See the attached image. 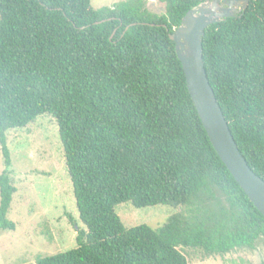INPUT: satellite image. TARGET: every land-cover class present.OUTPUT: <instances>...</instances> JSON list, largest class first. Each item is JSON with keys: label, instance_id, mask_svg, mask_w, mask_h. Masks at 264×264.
I'll list each match as a JSON object with an SVG mask.
<instances>
[{"label": "trees", "instance_id": "obj_1", "mask_svg": "<svg viewBox=\"0 0 264 264\" xmlns=\"http://www.w3.org/2000/svg\"><path fill=\"white\" fill-rule=\"evenodd\" d=\"M0 0V230L16 191L6 132L51 115L83 228L27 264H188L264 243V216L214 150L168 34L204 0ZM208 81L239 151L264 180V0L208 26ZM182 210L125 227L119 203ZM73 221L71 216H68Z\"/></svg>", "mask_w": 264, "mask_h": 264}, {"label": "rangeland", "instance_id": "obj_2", "mask_svg": "<svg viewBox=\"0 0 264 264\" xmlns=\"http://www.w3.org/2000/svg\"><path fill=\"white\" fill-rule=\"evenodd\" d=\"M125 0H90L93 8L112 6ZM152 13H164L159 0H146ZM11 158V181L16 191L7 213L12 230H0V264H27L76 246L77 230L84 226L78 217L72 186L67 174L58 128L51 115L38 116L21 129L6 132ZM3 158L0 152V172ZM181 207L152 205L141 208L119 203L115 212L129 228L147 224L157 228ZM71 216L73 221L68 219ZM188 264H264V243L253 249L205 255L199 249L181 248Z\"/></svg>", "mask_w": 264, "mask_h": 264}, {"label": "water", "instance_id": "obj_3", "mask_svg": "<svg viewBox=\"0 0 264 264\" xmlns=\"http://www.w3.org/2000/svg\"><path fill=\"white\" fill-rule=\"evenodd\" d=\"M250 0H204L189 9L180 24L168 34L174 42L188 93L217 155L235 181L264 216V180L249 167L239 151L203 62L202 37L211 24L241 15Z\"/></svg>", "mask_w": 264, "mask_h": 264}]
</instances>
